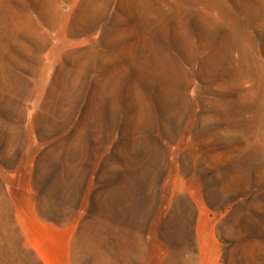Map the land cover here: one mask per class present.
<instances>
[{
    "label": "rangeland",
    "instance_id": "1",
    "mask_svg": "<svg viewBox=\"0 0 264 264\" xmlns=\"http://www.w3.org/2000/svg\"><path fill=\"white\" fill-rule=\"evenodd\" d=\"M106 17L78 56L29 38ZM61 249L68 264H264V0H0V264Z\"/></svg>",
    "mask_w": 264,
    "mask_h": 264
},
{
    "label": "crops",
    "instance_id": "2",
    "mask_svg": "<svg viewBox=\"0 0 264 264\" xmlns=\"http://www.w3.org/2000/svg\"><path fill=\"white\" fill-rule=\"evenodd\" d=\"M26 14H28V15H31L32 14L33 15V18H35L36 20L38 18L37 13H35V12L33 13L32 10L27 11ZM68 17L69 16H66L65 15L63 21L59 24V27H61V28L64 29L65 23L68 22L67 21ZM109 21H110V19L109 18L107 19V17L105 19H100V21H98V23H94L93 24V28L91 29V31L89 33L86 32V34H84V35H82V34L81 35H70L67 32H63L64 34L63 33L60 34L58 32L59 29H54V28L51 29L45 23L39 22V25H38V28H37L39 30V31H37L38 32V35H33V37H29V38H35V39L38 38L39 40H41L43 38L45 40V43L48 42V40H49V42L51 44H53L54 42H57V40H64L66 42L65 44H67L68 42H69V44L70 43H73L74 48H69L70 50L73 51V53L71 52L70 54H68V57H70L71 54H73V56L74 55L78 56L79 55V52H81L80 51L81 49H78V48H80L82 46H84V47L85 46H89V45H91V44H93L95 42H97V43L99 42L98 43V47L101 46V41L104 38L103 37L104 36L103 34L105 32V24L108 23ZM20 40L22 42L24 41V44H29L28 42H26V39L24 37H21ZM92 41H95V42H92ZM103 41H104V39H103ZM40 46H41V44L38 47H36V46L32 47V49L33 50H36V52H37V50L40 51V52L38 51V55L39 56H45V57H47L48 55L51 54V50L53 49L52 47H46L45 48V47H40ZM83 50H87L86 52H89V51L97 52V48L95 46H93L90 49L87 47V48H84ZM86 52H84V53H86ZM81 54H83V53H80V55ZM100 56H102V55H100ZM103 56H105L104 53H103ZM44 62H45V60H44ZM43 64H42V66H43ZM69 65H71V63H69V61H68V62H66V65L63 64L62 66H69ZM79 65L81 66L82 64H79ZM35 66H36V64H35ZM42 66H41V64H38L37 67L40 68ZM85 66H86V64H85ZM14 70H15V74L17 76V71L18 70L16 71V68ZM39 70H41V68ZM101 72H102L101 70H98L97 71V74H100ZM18 73H19V71H18ZM23 78L26 79V80H28V81H30L32 83V86L34 88L40 87V84L38 82V76L32 75L31 73H29L28 71H26V72H24ZM18 81H20V80H18ZM29 103H31V101H29ZM23 105H24V103H23ZM3 115H4L3 118L4 119L6 118L9 123L16 124V122H15L16 121V117H13V118L10 119V117L8 115V112L6 114H3ZM49 229L50 228H48V226L44 225L39 220H37V219L31 220V229H30V231L32 233H34L37 238H40V240L44 241L45 243H46V240L47 239H46V237L44 235V231L45 230H49ZM58 231L62 232V234H63L65 232V229L58 230ZM61 236H63V235H61ZM64 241L67 242L66 238H64L62 242H64ZM200 249H201V247H200ZM40 254H41V252H40ZM54 254L55 255L52 256V258H53L52 259L53 264H68V255H67V253L65 252L64 249H61L60 250V254L59 255L56 254V253H54ZM40 256L42 257V259H43V261H44L45 264H49V262L44 257V255L41 254ZM208 261L210 262V259L207 260V257H206L205 252L203 254L202 253L201 254L199 253L198 264H214V262H215L214 260L211 261V263H209ZM50 262H51V259H50Z\"/></svg>",
    "mask_w": 264,
    "mask_h": 264
},
{
    "label": "trees",
    "instance_id": "3",
    "mask_svg": "<svg viewBox=\"0 0 264 264\" xmlns=\"http://www.w3.org/2000/svg\"><path fill=\"white\" fill-rule=\"evenodd\" d=\"M17 71V70H16ZM18 72V71H17ZM18 74V73H17ZM62 133H64V132H62ZM122 180V179H121ZM121 207V206H120ZM122 208V207H121ZM31 254L33 255V257L35 258H33V260H34V262H36L37 264H39V263H42L41 262V260L38 258V256H37V254L33 251V252H31Z\"/></svg>",
    "mask_w": 264,
    "mask_h": 264
}]
</instances>
